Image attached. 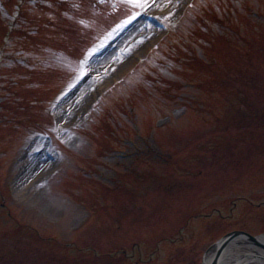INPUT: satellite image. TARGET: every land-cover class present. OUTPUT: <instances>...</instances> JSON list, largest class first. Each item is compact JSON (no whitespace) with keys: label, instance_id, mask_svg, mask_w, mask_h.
Masks as SVG:
<instances>
[{"label":"rangeland","instance_id":"rangeland-1","mask_svg":"<svg viewBox=\"0 0 264 264\" xmlns=\"http://www.w3.org/2000/svg\"><path fill=\"white\" fill-rule=\"evenodd\" d=\"M146 3L0 0V263L200 264L264 233V101L242 97L264 91V0Z\"/></svg>","mask_w":264,"mask_h":264},{"label":"water","instance_id":"water-1","mask_svg":"<svg viewBox=\"0 0 264 264\" xmlns=\"http://www.w3.org/2000/svg\"><path fill=\"white\" fill-rule=\"evenodd\" d=\"M244 240L248 244H252L255 246H260L264 248V242L260 241L256 236H251L243 231H233L231 233H228L225 235L222 239H220L216 244H215V253L213 254L212 257L203 264H221V258L223 255V250L225 247L230 244L232 241H238L239 240Z\"/></svg>","mask_w":264,"mask_h":264},{"label":"bare ground","instance_id":"bare-ground-1","mask_svg":"<svg viewBox=\"0 0 264 264\" xmlns=\"http://www.w3.org/2000/svg\"><path fill=\"white\" fill-rule=\"evenodd\" d=\"M35 165V163L33 162L32 166ZM31 168V166H30ZM262 240H264V237H262ZM247 251H245V249H243V246L241 245L238 249H235L232 245L226 250L224 256H225V260L226 263H235V264H253V263H246V260H240L241 256L244 255L243 253H246ZM210 256L208 255L207 258H209ZM231 259L233 261H231Z\"/></svg>","mask_w":264,"mask_h":264},{"label":"snow or ice","instance_id":"snow-or-ice-1","mask_svg":"<svg viewBox=\"0 0 264 264\" xmlns=\"http://www.w3.org/2000/svg\"><path fill=\"white\" fill-rule=\"evenodd\" d=\"M129 3L133 5V7H139V8H145L147 7L146 0H129ZM136 15H139V13H136ZM134 17H130V19H133ZM128 21H125L127 23Z\"/></svg>","mask_w":264,"mask_h":264}]
</instances>
